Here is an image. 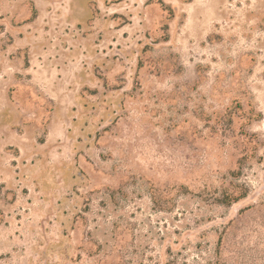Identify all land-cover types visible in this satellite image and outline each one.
Returning a JSON list of instances; mask_svg holds the SVG:
<instances>
[{"label":"rangeland","instance_id":"obj_1","mask_svg":"<svg viewBox=\"0 0 264 264\" xmlns=\"http://www.w3.org/2000/svg\"><path fill=\"white\" fill-rule=\"evenodd\" d=\"M0 264H264V0H0Z\"/></svg>","mask_w":264,"mask_h":264},{"label":"trees","instance_id":"obj_2","mask_svg":"<svg viewBox=\"0 0 264 264\" xmlns=\"http://www.w3.org/2000/svg\"><path fill=\"white\" fill-rule=\"evenodd\" d=\"M235 178L237 176H234ZM245 192H239V194H236L234 192H223L221 195V198L218 200L219 204L230 206L231 204L238 202L246 197Z\"/></svg>","mask_w":264,"mask_h":264}]
</instances>
